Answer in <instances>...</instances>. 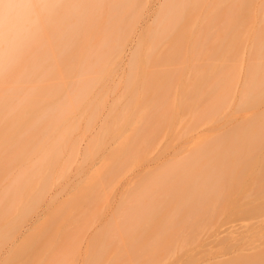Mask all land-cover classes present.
<instances>
[{
    "label": "bare ground",
    "instance_id": "6f19581e",
    "mask_svg": "<svg viewBox=\"0 0 264 264\" xmlns=\"http://www.w3.org/2000/svg\"><path fill=\"white\" fill-rule=\"evenodd\" d=\"M157 1L155 0L157 5L155 4L154 1H153L154 3H152L153 5H151L152 7L155 6L153 9L154 11H151V13L155 12L156 14L151 15L152 16L150 17L151 20L149 19L146 20V22H144V25L141 28L142 29L141 33H144L143 35L144 39L142 37L140 38V35H142L140 34L138 42L135 44H132L129 50H125L124 48L126 46L125 44L126 42L123 43V39L121 38V36L125 33L126 30H129L127 29L128 28L127 21L132 20L134 16L133 14H135V11H136L135 10L136 4H138L139 0H0V224H1L0 225L1 226L0 227V237L1 236L5 237L4 235H6V233H9L12 231L11 229H10L11 231L10 230L8 231L9 229L8 228L7 229L8 232L4 233V231L6 230L5 227L7 228V225L5 223H8L9 225L8 227H11L10 225L11 223L9 222L12 220V219L10 220V215H15V212L13 210L18 209L19 206L24 203V201L25 202L26 200L28 201L26 196H28L29 193H31L32 191L34 192L36 188L40 187L42 185V184L41 185L39 184L40 181L44 180L43 177L45 178V176H42V180H40L41 177L37 179L34 178L36 175L40 174L38 173L39 170L38 171L33 170V169H37L36 166L32 168L28 167L27 165H25L26 164L25 162L29 160L28 158H26L27 156L28 157L31 155L33 157L35 156L33 154L31 155L25 154L24 151H20V150L21 149L25 150L28 146L27 149L29 150V153L35 152L34 154L39 156V161L42 159V160H47V161L54 160L53 163L56 162L55 159H58V154H59L57 150L60 151V149L65 144L60 146L61 148L57 147V145L59 146V144L61 145L64 142L65 143L67 142L68 144V141L71 139L73 135V131H74L73 127L76 126L75 124H77L78 119H79L77 114L80 115L82 114V112L84 111L87 112L88 110V114L90 112L92 113V115L90 114V117H91L90 119L93 120V118L97 115V110L98 112L100 111L99 110V108H101L99 107L100 102H97L98 99L95 102L93 97L98 95L97 93L100 90L105 92L103 88L105 85L102 87L103 85L102 81L104 82L105 78L108 77L107 75H110L111 72H113L112 70H114L117 59L122 61V56H123L122 54H125L128 52V55H127L128 61H130V63L133 61L131 63L132 67L129 70L131 72H128V76H126V79L128 81H125L124 79V81L126 82V85L124 83L125 85L124 90L125 92H127L126 98H125L126 100H123L121 97L120 98L122 100H120L118 99L119 97H116L119 101L118 102L117 99L114 98V100L115 99L116 100L113 103L115 105V102L117 101L118 103L116 102L117 103L116 106L118 108L113 107L114 111L111 110L113 117L111 116L112 122L111 121L110 122L112 125L110 123H107V124L105 123L108 129L109 128L112 129L110 132L111 134L110 137H112L113 134L117 135L116 137L118 138L123 137L121 138V140L118 139L120 140V142L119 141L117 142L116 141L117 139L116 140L114 139L116 146H118V147L116 146L114 147L118 149L121 147V146L119 147V145H123V148L127 146L124 149H121L122 147L118 149V151L121 150L123 152L124 150L126 151V153L125 152L122 153L121 151L118 152L115 149L116 152L120 153V155L117 154V156H119L118 160H122V157H123L121 156L122 154L124 155L123 160L124 159H126V161L128 160V163L130 161L131 163L129 164H131V166L133 167V165H136L137 164L136 162L139 163L140 160H141L140 163L142 164L144 162H147L149 159L148 157H150L149 154L152 151L156 150L154 152H157V153L158 151L159 152L164 151L163 145L158 146L159 145L158 141L162 138L161 137L162 128L164 126L163 127L154 126L155 124L153 121L151 122V120L154 119L155 121V119L158 118L157 119V121H159L158 123L162 124L163 122L162 121V108H163L165 97L163 93L160 94V92L165 91V89L166 91L170 89L167 87V85L172 84L170 83V77L171 75H173L171 74V72H169L170 74L168 73L169 70L167 71V68H169L170 65L172 64L175 65L177 61L179 63L181 62L182 60L181 58H183V56L181 57L180 55L183 54L182 52L187 50V45L185 42L189 43V41L192 39H193L192 41L195 42L194 39L196 38V34L197 36L198 34L200 35L202 28L199 31V28L196 27L195 23L193 22L194 27H192V30L196 28L198 30L196 29L197 31H195V33L190 32L188 30V32L190 33L186 34L184 33L185 30L187 31L186 29L187 25H186L184 27L185 30L181 32V35L182 33H184V36L187 35L186 38H188L189 40L185 41L184 38L182 37L179 38L180 36L178 33L179 21H182V19L186 16L185 14H187L186 11H188V9L192 7L191 5L193 4L192 2L193 0L192 1L191 0H181V5L175 2H172V3L170 2L171 5H169L164 10L165 14L161 13L162 11L160 12V9H159V6H161L163 1L161 2V4L160 3L158 4ZM152 7H149V8H152ZM136 8L139 9V7H136ZM156 10L158 11V13L156 12ZM261 10L263 12L264 7L263 9L261 8ZM149 14L150 13H148V15ZM139 15H140V11H139ZM137 16H138V12H137L136 17ZM157 16L160 18H158ZM154 18H156L158 26L155 24V26H157L156 29L154 28L155 30L152 29L151 31L148 29L149 27L148 25H150L149 24L150 21H152ZM134 19L136 18H133V21H135ZM188 27H191V26H188ZM257 28H258V32L257 30L255 32L257 36H255L256 35L255 33L254 35L251 34L252 35L251 39H250L251 35L248 37L247 33L246 34L242 33L244 34L243 35L244 37L246 35L248 37V38L246 37L243 38L244 42L247 43L249 42L248 39H250V41L254 43L253 45L251 44L247 47L243 46L244 48H242L241 52L239 51L238 53H236L234 46L231 47L228 45L226 46L224 45L220 48V50L222 49L220 53L222 52L223 55L225 54V56L228 59H232L231 60L232 62L229 61V65H227L228 67L226 66L227 68L225 67V65H224V68L222 67V69H226V72L222 74V77H220V74H218L219 68L217 67L218 69H217L216 75L217 74L219 75V78H220L219 81H224V80L226 81V82L224 81L226 83V87H225L226 91L224 95L221 94L218 96L215 94L216 96L215 95H212V96L210 95L211 97L208 96V98L211 99L210 100L211 102L210 103L207 102V103L211 104V107L208 104L210 108H207L208 110L207 109L204 110L203 113L202 111L200 113H198L199 111L197 112V109H196L197 105L195 106L196 108H193L191 106L193 110L195 109L197 112L195 114L191 110V112L193 113V115L191 114L192 118H194L193 116L195 114V116H197L195 117L197 120L199 119V120L205 121V122L199 121V124H196L194 122L196 119H194L193 122L194 124H196L194 126L193 124L189 125L188 121H187L188 123L186 122V120L184 121V124H185L183 126L184 129L186 127L187 130L189 129L188 130L189 133L192 132L190 135H193V136L191 137L188 133L187 134L189 135L190 138L193 139V145L191 147H188L186 143L182 144L183 151L180 152V155L178 153L179 157L178 155L175 154L173 157H176V158H172V159L169 158L170 159L169 161H167V159L166 161L163 160L164 162L160 160L161 162L158 163L156 166L152 168L148 167L144 172L146 174L145 178H142L144 181L139 177L140 181H138L137 179L135 180V182L137 181L139 185H137V183L134 182L135 183V184L133 183L134 187L133 186L131 187L133 189L130 188L131 191L129 189L125 190L126 192L128 191V193H126L127 194L126 198L128 196V199H127L128 201L126 200L125 196H123V202L121 203H123V205L124 204L127 205L128 203L131 206H133V204H137V207L133 206L135 210L136 208L140 209L141 207V209L137 211L139 214L141 213L143 217H145V218H142L145 221H143L141 218L140 220L138 219V223L139 221H142V222L140 223L141 225L139 224L137 226H142V225L144 227L146 226V230L143 227L141 228L139 227L140 230L143 229L141 231L142 235L137 234L139 233L138 232L139 229L137 230V232H133L135 236H133V234L131 235V237H129L130 236L129 234L126 235V233H129L131 231L132 226L135 224V222L134 224H132V226L130 224L132 220L134 221L133 218H135L132 215H130L132 214L131 212L130 214L126 216V218L122 217L124 220L120 219L123 222L118 221V223L120 224L119 226L117 225L118 223L116 224L117 228L121 229V227H123L124 224L126 223L125 220L127 219V217L129 216L133 217V218L131 217L128 218L130 220V223L128 224L129 225L128 227L130 228V230L126 227L127 226L126 224L125 227L128 232L125 231L124 229L125 231L124 237L125 236H128L129 238L133 237L131 240L132 244H130L131 245L130 247L138 251L141 254L140 255L141 257L138 258L139 256L138 257L134 255L132 256L130 253L129 254L130 256L128 257L130 264H155V262L153 261L154 258L158 254L162 256L163 243H164L163 246H165L166 244L173 242L172 240L173 238L169 239L171 238V236H169L168 239L171 240L172 242H168L169 240H166L168 235H172L168 233L172 231H176V230L178 232H181V230L183 231L184 229L183 227L177 228L179 223L186 225L183 222V219L186 220L185 221L186 223L189 220L187 224H190V222L192 221L191 219L192 215H194L193 217H195L197 214L198 215L200 214L201 216L203 214H204L203 216H206V215L208 216L207 212L209 213L211 209L209 210V208H206V207L212 208V211H213V208L216 206L215 208L218 209V206H219L218 204L222 202H224L225 204V205L223 204L224 209L227 206L229 209L230 207L234 208L235 203L234 205H232L234 201H231L232 204L231 203L228 204L225 202V199L228 195L229 198L230 196L232 197L231 200H234L233 198H235L236 200L235 202L239 201L238 200L239 196H237V199H236V197L232 195L234 194L237 195L238 190H240V188L243 187L244 182L245 184H247L246 182L248 180L245 179L247 180L245 181L244 179H242L244 181H239L241 183L243 182V184L241 185L240 188L238 187L239 189L237 188L236 190L237 192L233 190L230 191V190L233 189L234 187L235 188L237 187V186H234L236 182L232 181V179L233 180L237 179V182H238L239 178L237 176L242 175L240 176V179L243 176L245 178V174L243 172L246 171L248 173L250 170L251 172H249V174L254 175L258 171L255 176L257 178L253 179L254 176L250 175V177L252 178L253 181H255V183H257L256 180L258 179L257 185L252 182V180L249 178V175L246 174V176H248V178L250 179L249 182L256 185V187H258V184L259 185L264 184V180L261 179L262 177L264 178V158H263L264 155L261 157V154H262L261 151H260L261 152L260 155L256 153L258 152L256 150H261V148H262V151H264L263 150L264 149V116H254V114L260 111L264 112V12H263V15L261 14L260 18L258 19ZM198 31L200 33H197ZM128 33L129 32H127V34ZM189 34H191L192 36ZM194 34H195V38H192ZM229 34H232V32L230 31ZM200 37L202 38L204 36H199V38ZM201 38L197 39L198 41L197 40L196 41L201 42ZM166 43L168 44L170 43V44L169 45L167 44L166 46L164 45ZM181 45L182 47H180ZM184 45L186 46L184 47L185 48L184 51L180 53L179 52L177 53L175 51V50L178 51L179 47L181 51L182 49H184L183 48ZM173 48H176V49L174 50ZM171 49H173L174 51ZM137 51L139 52L137 53ZM184 53H185L184 57L185 56L188 57V55H189V58L191 57L190 54L186 55L189 52L185 51ZM195 54H198V53H195ZM186 57L184 58V61L187 60ZM183 63L184 62L182 60V64ZM113 65L114 67L112 68L111 66ZM220 68H221V65H220ZM175 72L174 74H176ZM198 73L199 72H197L195 75L197 79H198L197 76H199L197 75ZM179 74H180L179 77L182 76L185 78V74L184 75L181 73ZM176 77L178 78V76H175V77L173 76L172 79ZM184 78H181V79H184ZM200 78H202V76ZM160 79H162L163 82L160 81ZM179 79L177 81V84H179L178 82H180L181 80ZM173 81H176V79ZM202 81H204V79ZM183 82L187 85L186 82L188 81H185L184 79ZM183 82L181 80L180 83L182 84H179V86L182 85L181 89L184 90L185 92L189 91L190 90L189 86L191 85V83L188 82L189 90H187V86L185 87V84ZM162 83L164 84L167 83V84L164 85ZM193 83L194 82H192V84ZM195 84L196 83H194L193 85ZM164 86L165 88L164 90H162L163 89L162 87ZM179 86L177 85V88ZM196 86H197L196 87L197 89L196 88L195 89L198 90V85ZM212 86H214V84H212ZM108 87L107 89H109ZM213 88H211L213 89L211 91H216L217 86L216 87L214 86ZM97 90L98 92L96 93V95L91 97L92 93L94 94V92L92 91H97ZM170 91H173L172 93L174 94L175 89L172 88V90L170 89ZM181 91L179 92V94L182 93ZM106 92L103 93L102 97L104 96V94H106ZM167 93L168 92H166V94ZM175 93L176 94L174 95H178L176 91ZM171 95L170 97H173ZM189 95H193V94H189ZM189 95L184 98H188L191 101H192V98L193 99L196 98L193 100L196 102L197 100H199L198 92L197 94H195L197 96L194 95L195 97L190 96L189 98ZM177 97L175 96V98H173L172 100L170 99L171 101L168 104L169 105L171 104V105L167 107L166 110L164 109L163 110L166 113H168V110L170 111L169 112L170 116L169 114L167 115L166 113H164L166 114L164 115V117L166 116H168V118L171 117L172 120H174L173 123L175 122L178 124V120H175V118L177 117L175 115H178L177 111H179L180 108L178 107V110H177L176 105L178 106H182V104L184 105L183 102L185 101V99L184 98L182 99V104H177L180 96L176 101ZM104 100H102V102ZM120 101H122L121 105L123 106L120 105ZM123 101H126V102H123ZM162 101H163V104H162ZM124 103H126L127 106H125ZM199 104L201 105V103ZM120 106H121V109L117 110L120 108ZM123 107L126 108V110L128 109L127 110L129 112V113L127 112L129 114L128 117L124 116L125 111L122 110ZM183 108L184 107H182V109ZM239 110L246 112V113L252 112L253 115L244 116L241 118L242 120L240 121L235 116V113ZM66 111L69 113L72 112L70 113V116H69V113H67ZM118 111H121V113H123L122 117L120 115H119L120 117L117 115ZM61 112L62 114L67 113L68 115L64 114L67 116H63L61 114L62 115L61 116L60 114H58ZM179 112H181V110ZM56 113L60 116H58ZM178 116L180 117V115ZM187 116H188V120H190L191 117L189 116V113ZM68 118H70L69 120L70 122L68 121ZM168 118L167 119L165 118V121L168 120L169 122ZM179 119H181V117ZM185 119H187V117ZM181 120H179V123L181 122ZM221 121L223 122L221 123L222 125H217ZM113 122L115 124L117 123V125L113 124ZM185 122L187 123V125ZM164 123L165 122H163V124ZM206 123H209L210 127H208L205 131H199L200 127L198 126L204 125ZM120 125H123L125 127L124 130H126L129 133L125 134L124 132L126 131H123L122 130L123 126H120ZM165 125H166L165 126L166 129L163 131V133L164 132L165 133L162 136L167 137L168 135L173 133L171 130L173 125L169 124V126L171 127V129L168 128L169 130H167L166 123ZM112 126L114 127L118 126L119 131L117 129L116 130L120 134H118L115 131V128ZM107 127L102 126L103 129H106ZM180 127L183 130V127L182 126ZM221 128L225 130L223 132H220ZM41 129H43L44 132H46L44 133L46 134L45 135L46 137L44 136L43 133H40L42 132L40 131ZM232 129H234V131H232ZM169 131H171L172 133ZM54 132L57 134L54 135L53 134ZM105 132L106 131L103 130V132L100 133L102 136L101 138H103V139H100L101 141L104 140V137L107 133L109 134V131H107L106 134ZM114 132H116L117 134ZM122 132L124 133V135L121 136ZM181 132L182 131H180V133ZM103 133H104V136H103ZM176 133L178 137L179 132L175 131L174 134L172 135L173 136L175 135L176 137ZM108 134L107 136H109ZM56 136L58 137L56 138ZM116 137L113 136L112 138H116ZM130 137H132L131 138L132 140L129 139ZM172 137H168V138L170 139ZM158 138L159 140H157ZM176 138L175 140L178 139ZM127 139H129L130 141H128ZM180 139L182 138L180 137ZM175 140L173 139L172 142H174ZM130 142H132V144ZM170 142H171V139H170ZM177 142H180V145H181V142H184V141L178 140ZM54 143H56L55 144L56 146H54L55 148L52 147ZM67 144L65 146H68ZM20 145L24 147L26 146V148L24 149V147H21ZM18 146H20V148H18ZM48 146H50V148ZM256 146L259 148L261 147V148L260 149L256 148ZM13 147H17L20 152L19 151L17 152L16 151L17 148H13ZM29 147L34 150H36L35 147H39L37 148L38 152L36 151L32 152V150L29 149ZM45 147L47 150L45 149ZM12 148L16 152V153H12L13 156L11 154L12 151L10 150ZM42 148H44L45 150ZM51 148H53L52 150L53 153H49V150ZM56 148H59V149L56 150ZM253 148L254 149L256 148V149L254 150ZM160 149L162 150L160 151ZM28 150L27 151L25 150L26 153H28ZM39 151L40 152L42 151L41 153L44 152L43 157H41V159H40L41 155H39L41 153H39ZM17 153H19V155ZM161 154L164 155L163 153H160V155ZM15 155H17L20 158L22 157L21 158L22 160H23V156L25 155L24 157L27 160L24 158V161H25L24 165L28 167L29 169L31 168V170H27L28 168L26 169V167L23 168V164H22L23 162L21 161H20L21 163L20 165H22L21 166L22 169L19 165H16L18 163H16L15 161H18V160H15V158H13L15 157ZM161 156L158 155L157 159H160ZM7 158L11 159V163L9 162L10 160H7ZM12 158L14 159L13 161L15 163L13 165H12V162H13ZM36 158L38 157L36 156ZM16 159H19V158H16ZM6 160L9 163H6L7 162ZM118 160L117 159L114 160L115 161L113 163L114 172H116L115 170L118 169L117 168L118 166L119 168L120 166H122L121 168H123L122 170L121 168L118 169L120 170V172L121 171L125 172L132 168V167L130 168L126 162V164L128 165V168H130L126 170L127 165H125V167L121 165V163H123L124 161L122 160L123 162L122 161L120 162ZM252 160L254 162L258 161L257 162L258 164H260V161H261L260 167H262V169L255 168V166L253 167L254 162ZM29 161L30 162L27 164L30 166V163L32 162V160H29ZM248 161H252V163ZM41 162L37 163L36 165H40ZM43 163L44 162H42V164ZM115 164H118V165L116 166ZM249 164H251L252 167L251 166L249 167ZM46 165L47 164H45V166ZM245 165L247 166L245 167ZM232 166L234 167L232 168ZM40 167L43 168L44 164ZM49 167H50V164H49ZM51 168H55V167L51 166ZM44 173H47L46 170ZM233 174H235V176ZM261 174H262V177L260 178L259 175ZM182 175H183V178H185V180L183 179L181 181L180 178H178L177 176H181L182 178ZM229 175L232 176L233 178L230 177L229 179V177H227ZM137 176L134 175V178ZM33 178L36 181L38 179L40 180V181L39 180L37 181L39 182L38 183L39 186L36 187L34 190L32 187L35 181L31 180ZM49 179L50 178L48 177V182H49ZM28 182L30 183L33 182L32 183L33 185L30 183L29 185ZM46 182H47V179H46ZM48 182L46 183L47 185L43 184L42 186L47 188L49 185ZM239 182L236 184H241ZM251 183H248L249 186L253 185ZM42 186H41V189H43ZM246 186H244L243 189L246 188ZM251 186L250 188H247L246 190L241 189L245 192V194L247 193L246 195L247 197H246L242 195V193L244 192L241 191L242 192L241 196H243V197L240 196L241 199L242 198L245 199L244 197H246V201H247L248 199L251 198V197L248 198L250 195L252 196V199H251L252 201L255 199L252 195L253 186L252 187ZM166 187H169L171 190L167 189ZM140 188L142 192H140ZM258 188H256L257 192L255 191L254 192L258 196H259V193H260V196L264 195L262 194L263 192H261L264 190L260 189L259 191ZM248 189L250 191L252 190L251 193H249ZM132 190L136 191L137 193L139 192L138 193L139 195L140 193H142L144 197L140 196V198L141 199L145 198V199L141 200L139 197L135 199V197L137 196V193H135ZM170 191H172L173 193ZM34 194L31 196L32 197L31 205L34 204L33 203L34 201L39 200V199L37 200L33 199V197L36 195ZM38 194L39 193H37V195ZM124 198L126 202L124 201ZM130 198L132 199V202L133 200H135L133 204H130L132 203L130 201ZM50 199L53 200L54 198L50 197L49 200ZM139 199L141 200V202H139L140 201ZM241 199L236 204H239L240 202H242L243 200L241 201ZM246 201L245 202L243 201L242 203L248 204V202H251V201H248V202ZM29 202H31V200ZM142 202L144 203L143 205L145 208L143 207ZM48 205L49 204L47 203L45 205V210L39 215H37L33 221H32L33 218L31 219V223L27 226V228L23 229V231L22 229H20L21 231L18 233L19 235L18 236L15 235L17 236V238L19 237L20 241L23 240L25 236L34 227H36L37 224H40L44 219H46V215L48 214L46 207ZM229 205H232V206H229ZM120 206H122V204ZM142 207L144 208V210L142 209ZM190 209H191V212H188L190 211ZM164 210L166 211L169 210V211L167 212V214H163ZM199 210L201 213L199 212ZM183 211L184 212L186 211V212L184 213ZM195 211H197V213ZM127 213L129 212H126L125 214ZM184 214L186 215L184 216ZM187 214L190 215V217L188 215L190 219H188ZM181 216H184V217L180 218ZM178 219L179 220L182 219V222L179 221ZM4 220L7 222H5ZM174 220H176L178 224H175L176 221ZM194 221H195V218L193 219L191 224H193ZM171 222H173L174 225L171 224ZM226 222L228 223L229 221H226ZM3 223L6 225L5 227ZM121 223H123L122 226H121ZM149 224H150V227H149ZM154 224L155 226L157 225L156 230H155L156 227L154 228L153 226ZM167 224L170 226L168 227ZM181 224L180 226H182ZM228 224H230V222ZM151 225L154 229L151 227ZM163 225L164 226L166 225V228L168 227L169 229L168 228L166 229ZM217 226L215 229H218ZM228 226L229 227L225 228L223 231H221V229H219L218 231L215 230L216 233H219L220 231H221L220 232L221 234L226 233V235L220 234V235H217L216 237L220 240H223L221 238L224 237L225 241L227 242L229 241L228 244L230 243V247L231 246L241 247L243 245V247L249 246L247 248H251V249L250 251L248 249L247 253H244L246 252V250L243 251L240 249V247H238L235 250H232L231 251L232 253L229 251V253L227 252L226 254V251L228 249L225 251V254L218 252L219 253L218 256L216 255L217 253L214 254L217 257L216 256L214 257V255H212L213 256L212 260L214 259L213 263L215 262L214 264H264V224L261 223V225L260 224L259 225L257 224L255 226L252 225V226L245 227L244 229H242L243 227H241V225H238V223L237 224L235 223L234 226L232 225L231 226L228 225ZM158 227H159V230H158ZM256 227H259V228H256ZM1 228H3L4 230L3 231L4 235L2 233ZM179 228L180 229L182 228V229L179 231ZM149 229L152 231H150ZM169 230H172V231H169ZM184 231L181 232V235L184 233L183 236L187 233V232L185 233ZM145 233L147 234V236H144L146 235ZM172 233H174L173 234L174 236L178 235L177 232L176 234L175 232H172ZM120 234L121 232H119V235ZM137 235L140 236V238H138ZM165 235H166V238H164ZM187 235L191 236L188 233L184 236V238L187 237ZM9 237H12V236H9ZM120 237L122 240H124V242L125 240H127L125 238L123 239L122 234L120 235ZM144 237L146 238V240L144 241L146 246L145 245L139 246L141 241L145 239ZM162 237L164 238L163 241L161 239ZM216 237L214 236L215 238L213 240L214 243L220 242V240L219 241L216 240L217 239ZM8 238L6 240H8ZM129 238H128V243H131ZM121 239H117V241L118 240L120 241ZM122 240L121 242H123ZM165 241H167V243H165ZM178 241H180V239H178ZM121 242L118 245L119 246L121 245L122 248H127L126 247L127 243L122 245ZM13 244H11V246H9V248L7 249H10V251H12L11 249L13 250L16 249L15 248L16 244L15 243ZM172 244H174V242ZM226 245L224 244V246ZM171 246L174 248L173 245L169 244L168 247L171 248L170 252H169L170 249H167L166 252L164 250L166 255L174 251L175 248L173 249ZM221 246H222V243H221ZM224 246L223 248L220 247L218 250L219 251H221L222 249L225 250ZM121 247H118V248L122 250L123 252L125 249L123 250ZM231 249H234V248L231 247ZM129 250L130 252H132L131 249ZM96 252L98 253V255L96 256L95 254L94 260L95 259L97 261L99 260L98 262L95 260L96 261L95 263H99L100 259L103 257L104 254H101V251H100V254H101L100 256H102L100 257L99 250ZM127 252L129 253V251ZM94 260H93V263H94Z\"/></svg>",
    "mask_w": 264,
    "mask_h": 264
},
{
    "label": "rangeland",
    "instance_id": "374dc122",
    "mask_svg": "<svg viewBox=\"0 0 264 264\" xmlns=\"http://www.w3.org/2000/svg\"><path fill=\"white\" fill-rule=\"evenodd\" d=\"M153 1L155 2V0H139L138 4H136V7H139V9L135 7V10L136 11H135V14H133L134 15L133 18H136V19H134L135 21H133V18H132L131 21L130 20L127 21V26H128L127 29H129V30H126L125 33L123 32L125 35L124 34L123 35L121 34L122 35L121 38L123 39V43L126 42L125 43L126 46L124 48L125 50H129V48L132 46V44H135V43L138 42V39H139V35L140 34H142V35H140V38L141 37L142 38L144 37L143 36L144 33H141V30H142L141 28L144 25V22H146V20H148V19L151 20L150 19V17H152L151 15H155L156 14L155 12L154 13L153 12L151 13V11H154L153 9L155 7V6L154 7L151 6V5H153L152 3H154ZM159 1L160 0L157 1L158 4L159 3L161 4V2L163 1V3L161 4V6H159V5L158 6H159V9H160V12L162 11L161 13H164V14H165V11L164 10L169 5H171L170 2L171 3L172 2H175V3H178V4L181 5V0H161L160 2ZM192 2H193V4L191 5L192 7H190V9H188V11H186V13H187V14H185L186 16L182 19V21H179V24H178V28H179L178 33L180 35L179 38L182 37V38H184L185 41H188L189 39L186 38L187 35L184 36V33H186V34L187 33H190V32H194L195 33V31H197L198 29L196 28L197 30L196 29H193L192 30V27H194L193 26L194 23H195L196 27L199 28V31H200L201 28H202L201 29L202 31H201V33L199 31L197 32V33H200V35L198 34V36H197V34H196V38H195V34L193 35L192 38H195L194 39L195 42L192 41L193 39L190 40L189 43L185 42L186 45H187V50H185V48H184V47H186L185 45L183 46L184 49L181 48L182 49L181 51H180V47H182V45L179 48L177 46V48L179 49L178 51L175 50L176 48H173L177 53L178 52L180 53V52H182V51L185 50L186 52H189L186 55L190 54L191 57L189 58V55H188V57L185 56L187 58V60L184 61V58H185L184 57V55H185L184 52L185 51H184V52H182L183 54L180 55L181 57L183 56V58H181V59L183 60L184 63L182 64V60L180 59L181 60V62H180L181 64L177 61V63H175V65H173V64L170 65V67H169L170 69L167 68V71L169 70L168 73L171 72V74H173L170 77V83L174 84V85L169 84V85H167V87L170 88L171 90H172V88L175 89V91L180 96V98L181 97L182 98L180 99L178 95H174V94H176L175 91H174V94H173L172 93L173 91H170V89H168L167 87H166L168 89L167 91L165 89V91L160 92V94L163 93V95L165 97L164 104H163V101H162V104H163V108H162V121L167 124V130H169L168 128L171 129V127L169 126V124L170 125H173L172 126V129H171L173 133L171 131H169V132H171L172 134H174L175 131L176 132H179V134H178L179 136L178 137H177V133H176V137L178 139L175 137V135L173 136L172 134L168 135L167 137L166 136H162L165 133V132L163 133V131L166 129L165 128V126H166L165 123L163 124V122H162V124H163L162 125L161 123H158L159 122V121H157L158 118L155 119V121L152 118L153 120H151V122L152 121L154 122V124H155L154 126H160V127L161 126L162 127L164 126L162 128V135H161L162 138L159 136L161 139L160 140H159V138L157 139V140H159L158 141L159 142V145L158 146L163 145L164 151H161L163 148L160 149L161 152L158 151V153L157 152H154L156 150H154L152 152L150 151L151 153L149 154L150 157H148L149 158L148 161L145 160L147 162H144L142 164V163H140L141 162V160H140V162H139L140 164L138 162H136L137 164L136 165H133V167L131 166V164H129V163H131L130 161L128 163V160L127 161H126V159L123 160L124 155H122V154H121V156H123L122 157V160L125 162V164H124V162L122 160H118V157L119 156H117V154L120 155V153H118V152L121 151V150L118 151V149H120L121 147H122L121 149H124L127 146H125L123 148V145H119V147L120 146L121 147L118 148V149L116 148L118 146H116L115 140L117 139L116 141L117 142L118 141L120 142L121 138H123V137L118 138V137H116L117 135H114L113 133H112L113 134L112 137L114 136L116 138L110 137L111 136L110 132H111L112 129L109 128L110 129L109 130L108 127L105 125V123L106 124L107 123H110L111 124V122H112L111 121L112 120L111 118L113 117L111 110L114 111V108L117 107L116 104L119 102L118 99H120V100H122V99L123 100H126L125 98H126V93L127 92H125L124 86L126 85V82L125 81H128L126 79V76H128V72H131L129 70L132 67L131 66L132 65L131 63L133 61L131 63H130V61H128V57H127L128 52L125 53V54H122L123 55L122 56V61L119 60V59H117V62L115 63L116 64L115 67H114V65L111 66L112 68L114 67V70H112L114 73L111 72L112 75L111 74H110L111 76L110 75H107L108 77L105 78L104 82L102 81V84H103L102 87L105 85L103 87L104 90H105V92L108 90L106 92V94H104V96L106 98L104 96L102 97L103 93H105V92H103L101 90L99 92H98V90L97 91H92V92H94V94L92 93L91 97L92 96H95L96 93L98 92L97 93L98 95H96L93 98H94L95 102H96L97 99L100 100V101L97 100V102H100L99 104L101 105V106L99 105V107H101V108H99L100 111L98 112V110H97V115L94 118L92 117L93 120L90 119L91 118L90 117V114L92 115V113L89 111L90 113L88 114V110H87V112H85V111L82 112V114H80V115L77 114L78 117H79V119H78L77 124H75L76 126H74L75 128L73 127V129H74L73 135H72L71 139L68 141V144H67V142L66 143L64 142L61 145L59 144V146L57 145V147H59V148H61L60 146H62L64 144L65 145L67 144L68 146H65L64 145L60 149L61 153H60L59 150H57L59 148H56L57 152H59L58 159H55L56 162L53 163L54 160H52V161H49L48 160L49 162L47 160H42L41 157H43V153H44V152L41 153L42 151L41 152L39 151V153H41V154H39V155H41L40 156V159L41 160L39 161V156L38 155H35L34 154L35 152L34 153H31V152L29 153V150L27 149L28 146L26 148V146L24 147L22 145H20V146L21 147H24V149L26 148L25 150L26 151L28 150V153H26V151L23 150V149H21L20 151H24L25 154H29V155L33 154L35 156V157H33L31 155V156L28 157L26 155L27 156L26 158H28L29 160H32L33 163L31 162L30 163V166H29L27 163H29L30 161L29 160L26 161V162L24 161V158H25L24 156L25 155L24 156L22 155L23 156V160L21 159L22 157L20 158L17 155H15V157H13V158H15V160H18L19 161V162L18 161H15V162L18 163L16 165H19L20 167L22 166V165H20L21 164L20 161L23 162L22 163L23 164V168L26 167L25 165H27L28 167H31V168L36 166L37 169H33V170H36V171L39 170L38 173H40V174L39 175H36L37 177L35 176L34 178L37 179V178H40L41 177L40 180H42V176H45V178L43 177L44 180H42V181H40L38 179L40 181V183L37 182L38 180L36 181L34 178L31 179L32 181H35L34 182V185L32 184L33 182L32 183H30L31 181L28 182V184L30 183V184L33 185V187H32L33 190L36 187H38L39 184L40 185L41 184L42 185L43 184H46L48 182V177L50 179H49V182H48L49 185H48L47 188L46 187H43L41 185L43 189H41V186H40V187H38V188L35 189L36 192L35 191L34 192L32 191L31 193H29L28 196H26L27 199H28V201L26 200V202H28V203H26L24 201V203L21 204L18 209H15V210L12 209L15 212V215H10V220L12 219L9 222V223H11L10 224L11 227H8L9 226L8 223H5L7 225V228H6L5 227L6 225L3 223L6 230L4 231L3 228H1L2 229V233H3V231H4V233L5 232H8L10 229L12 231L10 230L11 232L6 233V235H4V233H3V235L5 237H3V236L0 237V264H121V263L122 264H130V261L128 260V257L130 256L129 255L130 253H131L132 256L133 255L136 256V257L139 256L138 258L141 257L140 256L141 254L138 251H136L134 248L130 247L131 246L130 244H132V241L131 240H132L133 237L132 238H129V237H131V235L133 234V232H137L138 229H139V231H138L139 233H137V234H139V235L141 234L142 235L141 231L143 229L140 230V228L143 227L146 230V226L144 227L143 225L142 226H137V225H139L142 222V221H139V223H138V219L140 220V218L142 219V218H145V217H143V215L141 213L140 214L138 213V211L141 209V207H140V209L139 208H136V210L134 209V207H137V204H133V202L135 200H133V202H132V199L130 198V201L132 203L129 202L130 204H133L134 207L131 206V205H129L128 203H127V205L126 204L123 205V203H121V202H123V196H125V198H126V195H127L126 193H128V191L126 192L125 190L126 189H129L130 190V188L135 183H137V185H139L137 181L135 182V180L137 179L138 181H140L139 177L141 179L142 178H145L146 174L144 172H145V170L148 167L152 168V167L156 166L158 163H160L163 160L166 161V159H167V161H169L170 160L169 158H171V159L172 158H176V157H173L175 154L178 155V153H179V155H180V152L183 151L182 150V144L186 143V145L188 147H191L193 145V139L190 138L191 136H193V135H190L192 132L189 133V131H188L189 129L187 130L186 127H185L186 130L184 129V127H183L185 125L184 124V121L185 120H186V122L188 121L189 123L188 122L187 123L189 125L193 124V126L196 125V124H199V121L205 122V121H202V120H199V119L197 120L195 118V117H197V116H195V114L198 111H199L198 113H200L201 111L203 113L204 110H206L207 108H210L211 107V104H209L211 102L210 101L211 99L208 98V96H210V95L212 96V95H215V94L218 95V96L221 95V94L224 95L225 94V91H226L225 90V87H226V83L225 82L226 81L225 80H224L225 82L224 81H219L220 78H219V75L218 74H220V77H222V74H224L226 72V69H222V67L224 68V65H225V67L227 65H229V61L232 62L231 61L232 59H228L225 56V54L223 55L222 52L220 53V51L222 50V49L220 50V48L222 46H224V45L225 46L228 45V46H231V47L234 46L235 47V52L238 53L239 51L241 52L242 48L247 47V46H249L251 44L253 45L254 42H251L250 39L252 38V35H254V33L256 32V30L258 32L257 22H258V19L261 16V14L263 15V12H264V10H263V12L261 10V8L263 9V7H264V0H228V1H226V0H193ZM155 4L157 5L156 2H155ZM149 7H152V8H149ZM150 9H152V10H150ZM159 9H158V11H159ZM139 11H140V15H139ZM158 11L156 10L157 13H158ZM137 12H138V16L136 17ZM148 13H150V14L148 15ZM161 15H163V14H161ZM161 15H160V17H161ZM160 17H158V18H160ZM154 19L152 21H150V23H149L150 25H148L149 26L148 29L151 30V31L154 28L156 29V27L158 26L156 18H154ZM128 22H129L130 25L128 24ZM155 24L157 26H155ZM185 26H186L187 31L184 28ZM188 26H191V27H188ZM232 28H234V29H232ZM184 30H185V32L182 33V35H181V32L184 31ZM188 30L190 32H188ZM230 31L232 32V34H229ZM127 32H129V33L127 34ZM242 33H245V34L247 33L248 37L252 34L250 36V39H248L249 42H247V43L244 42L243 38H245V37L248 38V37H247V35L244 37L243 36L244 34H242ZM241 34H242L243 37L241 36ZM189 35H191V34H189ZM226 35H228V36H226ZM199 36H204V37H202L203 40L200 37L201 38V42H197L198 41L197 39H200ZM255 36H257V34ZM122 39H121V41H122ZM233 43H234V45H233ZM167 44L168 43H166L164 45L167 46ZM173 49H171V50H173ZM138 52L139 51H137V53ZM161 53H162V51H161ZM195 53H198V54H195ZM220 56H222V57H220ZM213 62H214V64H213ZM217 64H218V66H217ZM220 65H221V68H220ZM171 68H172V70H171ZM217 69L219 70L218 71L219 73L217 74L218 77L216 75ZM174 72L176 74H174ZM195 72L196 73L197 72L200 73V74L199 73L197 74V75H199V76H197L198 79L195 76L196 75ZM179 73H181L183 75L185 74V78L182 77V76H180V77L181 78H184L185 81H188L189 83H191V85L189 86L190 87L189 88L190 90L188 89L189 83L186 82L187 83V85H186L183 82L184 79H181L179 77V75H180ZM129 75H130V73H129ZM173 76L174 77L175 76H178V78L176 77V78H173L172 79ZM201 76H202V78H200ZM179 78L185 84V87L187 86V90H189V91L186 90L187 92H185L184 90L181 89V86L182 85L179 86V84H182V83H180L181 80ZM124 79H125V81H124ZM171 79H172V81H171ZM175 79H176V81H173ZM178 79L180 80V82H178L179 84H177ZM203 79H204V81H202ZM105 81H106V83H105ZM160 81H162V79H160ZM200 81H202V82H200ZM192 82H194L196 84L193 85L194 83L192 84ZM124 83H125V85H124ZM162 84H164V83H162ZM166 84L167 83H165L164 85H166ZM212 84H214L215 87L217 86L216 91H211V90L214 89L213 88L214 86H212ZM108 85H109V87H108ZM177 85L179 86L178 88H177ZM196 85H198V90H196L197 89L196 88L197 87ZM107 87L110 90L107 89ZM162 88H163L162 90H164L165 86L162 87ZM176 88H177L178 91L176 90ZM211 88H213V89H211ZM180 91L182 92L181 93L182 95L179 94ZM195 91L198 92V97H199V98L197 97L199 99V100H197V102L196 101H193L196 98H194V99L192 98V101L189 100L188 98H184V97H187L189 94H193V95H189V98H190V96L191 97L192 96L193 97L197 96V95H195V94H197V92H195ZM166 92H168V93L166 94ZM171 93H172V95H171ZM90 94H91V92H90ZM185 94H186V96H185ZM170 95L173 96V97H170ZM175 96L176 97L178 96L176 98V101L179 98L178 103L176 102L177 104H182V99L183 98L185 99V101L183 100L184 101L183 102L184 105L183 104H182V106L176 105L177 106V110H178V107L181 110V112H179L180 110L177 111L178 115H180L181 119L183 118L181 120V119H179L180 117L178 115H175V116H177L176 117L177 119L175 117L174 118H175V120H178V124L175 123V122L173 123L174 120H172L171 117H169V118H168V116L164 117V115H166V114L168 115L169 112H170L168 110V113H166V112H164V110H166V108L171 105V104L169 105L168 103H170V101L173 98H175ZM116 97H119V98L117 99ZM114 98H116L117 101H118V102L116 101L117 103L115 102V105H114L113 102L116 99L114 100ZM206 98H208V99H206ZM202 99H204V100H202ZM102 100H104V101L102 102ZM123 102H126V101H123ZM204 102H205V104H204ZM207 102H209V103H207ZM121 103H122V101H120V105H121ZM185 103H186V105H185ZM188 103H189V105H188ZM199 103H201V105ZM124 104H125V106H127L126 103H124ZM208 104L210 105V107H209ZM121 106H123V105H121ZM121 106L117 110H120L121 109ZM191 106L193 108H196L197 107L196 108L197 109V112H196L195 109L193 110V108ZM124 107L122 109L123 111H125L124 112V116L125 117H128V115H129L128 114L129 112L127 111L128 109L126 110V108H124ZM182 107H184V108L186 107L185 108L186 110L184 108L182 109ZM117 110H115V111H117ZM187 110L190 111V112H188ZM191 110H192L193 113H195L194 116H193L194 118H192L193 113L191 112ZM184 112H186V113L188 112L189 113V116L191 117L192 120L191 119L188 120V116H187L188 113L186 114ZM67 113H69V112H67ZM67 113H64V114H67ZM70 113H72V112H70ZM70 113H69V116H70ZM118 113H117L118 116L119 115L121 117L123 116L122 115L123 113H121V111H118ZM125 113H127V114H125ZM164 113H166V114H164ZM58 114L61 115L62 112L61 113H58ZM64 114H62V115L63 116H67L68 115V114L67 115H64ZM60 115H58V116H60ZM247 115L250 116V115H253V113L252 112H247L246 113V112H243V111H240V110L235 113V116L240 121L242 120L241 119L242 117L247 116ZM169 116H170V114H169ZM254 116H264V112H261L260 111V112H258L256 114H254ZM186 117H187V119H185ZM70 118H68V121L70 120ZM165 118L166 119L168 118L169 119V122H168V120L165 121ZM194 119H196V120L194 121ZM179 120H181L180 123H179ZM193 121L196 124H194ZM171 123H173V124H171ZM187 123H186V125H187ZM217 123H219V122H217ZM221 123H223V122L221 121L217 125H222ZM113 124H115V123L113 122ZM181 124H183V125H181ZM115 125H117V123ZM209 125H210L209 123H206L204 125L198 126V127H200L199 128V131H205L208 127H210ZM102 126L107 127L106 128L107 130L106 129H103ZM118 126H115V127L112 126V127L115 128V131L116 132L119 129ZM120 126H123V125H120ZM178 126L179 127L182 126L183 127V130H182L181 127H180L181 128L180 129ZM215 126H216V124H215ZM124 128L125 127L123 126L122 127V130L123 131H126V130H124ZM223 128H225V127H223ZM120 129H121V127H120ZM226 129H227V127H226ZM103 130L106 131V132L109 131V134L107 133L109 136H107V134L105 132V134H106L105 137H104V140L105 141L104 140L103 141L100 140V139H103V138H101L102 136L100 134V133L103 132ZM179 130L182 131V132L180 133ZM224 130L225 129H222L221 128L220 129V132H223ZM40 131H42V132H40ZM40 131H39L40 133H43V134L46 133V132H44L43 129H41ZM232 131H234V129H232ZM116 132H114V133H116ZM117 133L120 134L119 132H117ZM124 133L127 134L129 132L126 131ZM124 133L122 132L121 136L124 135ZM187 133L190 135V137H189V135ZM53 134L55 135L57 133L54 132ZM45 135L46 134H44V136ZM103 136H104V133H103ZM106 136H107V138H106ZM57 137L58 136H56V138ZM168 137H172V138H170L171 139V142H170V139ZM174 137L177 140H175ZM180 137L182 139H180ZM131 138L132 137H130L129 139H131ZM118 139H120V140H118ZM129 139H127V140L130 141ZM173 139L175 140L174 142H172ZM178 140L179 141L182 140L184 142H181V145H180V142H177ZM167 142H169V143H167ZM37 143H39V142H37ZM130 143L132 144V142H130ZM171 143H173V144H171ZM55 144L56 143H54V145L53 146L51 145V146L54 147V146H56ZM20 146H18V148H20ZM114 146H116V147H114ZM39 147H35L36 150L31 149L30 147H29V149H31L32 152L33 151L38 152L37 151V148H39ZM46 147H45V149H46ZM48 147L50 148V146H48ZM13 148H17V147H13ZM13 148L10 149L12 151V152L10 151L11 154L12 153H16L13 150ZM18 148H17V150L15 149L17 152L19 151ZM256 148H259V147L256 146ZM42 149H44V148H42ZM115 149L118 152H116ZM50 150H51V152H50ZM50 150H49V153H53V151H52L53 148H51ZM54 151H55V149H54ZM256 151H258V152H256L258 155H260V153L262 152L261 157L264 155V151H262V148H261V150H256ZM24 152H22V153H24ZM124 152L126 153V151L123 150L122 153H124ZM22 153H20V154H22ZM160 153H163L164 154V155L161 154L163 156V158L160 155ZM17 154L19 155V153H17ZM156 154H157V156L158 155L161 156V158L160 159H157L158 157L156 156ZM179 155H178V157H179ZM12 156H13V154H12ZM36 156L38 158H36ZM125 157H127V156H125ZM164 157H165V159H164ZM13 158H12V161L14 160ZM16 158H19V159H16ZM115 158L118 161H120V162L122 161L123 163H121V165H123L124 167H125V165L128 164L129 167L130 168L132 167V168L131 169L128 168V165H127L126 166V170L127 169H130V170H128V171H125L124 170L125 172H122V171L120 172V170H118V169H120L122 166H120V168L118 166L117 167L118 169L115 170L116 172H114L113 171V163L115 162L114 160H116ZM263 158H264V156H263ZM50 159H52V158H50ZM7 160H10L9 162L11 163V159H8L7 158ZM41 161L44 162L43 163L44 164V167L43 168L40 167V166L43 165ZM252 161H248V162H251L252 163ZM4 162H5V160H4ZM9 162L7 161L6 163H9ZM24 162L26 163L25 165H24ZM40 162H41L40 165H36L37 163H40ZM126 162H127V164H126ZM257 162L256 161L254 162L253 167L255 166V168H261L262 169V167H260L261 161H260V164H258ZM13 164H15L14 161L12 162V165ZM45 164H47V165L45 166ZM49 164H50V167H49ZM115 165L117 166L118 164H115ZM51 166L52 167L54 166L55 168H51ZM246 166L247 165H245V167ZM250 166H251V164H249V167ZM28 167H26V169ZM233 167L234 166H232V168ZM31 168L30 169L28 168L27 170H31ZM21 169H22V167H21ZM122 169L123 168H121V170ZM234 169H232V170H234ZM45 170H46L47 173H44ZM42 171H44V172H42ZM249 172H251V171L249 170ZM249 172L248 173L246 171L243 172L245 174V178L243 176V177H241V179H240V176H242V175H239V176H237L238 174L236 175L240 179V180L238 179V182L239 181H244L245 179L248 180V181L245 180V181H247L246 182L247 184H245V182H244L245 185L243 184V182L242 183L239 182L241 184H236V183H238L237 182V179L236 180L235 179L233 180L232 179L233 178L232 176H230V175L227 176V177H229V179H230V177H232L231 178L232 181H235L236 182L234 186H237L236 188L234 187L230 191H232V190L233 191H236L237 188L238 187L240 188L242 184H243V187L246 186V185L249 186L248 183H251V182H249V180L250 179L252 180V178L250 177V175H253V174H249ZM257 172L253 175L254 177L252 176L253 179L254 178H257V177H255L256 174H257ZM235 174H236V172H235ZM235 174H233V175L235 176ZM246 174L249 175V178L250 179L248 178V176H246ZM134 175L135 176L138 175L137 176L138 178L137 177L134 178ZM140 175L141 176L143 175V176L141 177ZM259 176L261 178L262 177V174L259 175ZM177 177L180 178L181 181L183 179L185 180V178H183V175H182V178H181V176H177ZM237 177H235V178H237ZM46 179H47V182H46ZM146 179H147V177H146ZM242 179H244V180H242ZM261 179L264 180L263 177ZM257 180H256V182L258 183ZM252 182L255 183V181H253V180H252ZM253 183H251V184H253ZM257 183H255V184L257 185ZM256 185H254V186L256 187ZM263 185L264 184H260V185L258 184V187L259 186L260 187L259 188L256 187V188H258L259 191H260V189L261 190H264V188H263L264 186ZM247 186L244 189H243V187H241L240 190H238V194L236 193L237 192L236 191L235 193L237 195H235L233 193L234 195H232V196H235L236 199H237V196H239L238 197V200L240 201V199H241L240 198L241 193L244 192L243 190H246L247 188H250L251 185L249 187H247ZM254 186L252 188V190H253L252 195L255 198L254 199L255 201L254 200L253 201L251 200L252 199V196L251 195L250 196L248 195L249 196L248 198H250V197L251 198L250 199L247 198L248 200L246 201V197H247L246 195H247V193L246 194H245V192L242 193V195H244L246 197H244L245 199L242 198L241 201L242 200L244 202L245 201L246 202L251 201V202H248V204L247 203L246 204L242 203L243 201L240 202L239 204H236L239 201L235 202L236 201L235 198H233L234 200H231L232 197L230 196V198H229V196L227 195L228 198L226 197L225 202L228 203V204H230V203L232 204L231 201H234L233 204H232V205H234V203H235V207L233 206L234 208H231L230 207V209H229L228 206H227L224 209L223 208L224 202H222V203H219L218 204L219 205L218 206V209L215 208L216 206L214 207L215 209L213 208V211L214 212L212 211V208L206 207V208H209V210L211 209L209 213L207 212V214H208L209 217L207 215L206 216H203L204 214L202 216L200 214L199 215L197 214L195 217H193L194 215H192V217H191L192 221L195 218V221L196 222L194 221L193 224H191L192 223V221H191L190 222L191 225L190 224H187L189 222L188 219H190L189 218L190 217V215H189L190 213L187 214V217L189 215L188 219L185 217L188 220L187 223L185 222L186 220L183 219V222L186 225L181 224V223L178 224L177 221L174 220V221H176V223L175 222L174 223L175 224H178L177 228L178 227H183L184 228L183 231L185 230L184 232L185 233L187 232L186 234L189 233V235H191V236H188L187 235V237L184 238V236L186 234L184 236H183L184 233L181 235V232H183L181 230L182 228L181 229L179 228V231L181 230V232H178L175 228L174 229L176 231L169 230V231L175 232V234L177 232V234H178V235H175L174 236L173 235L174 233L169 232L168 234H172L174 237L172 235H168V237L166 239V240H169V239H172L173 238L172 240H173L174 244H172L173 242L171 240H169L168 242H172V243H169V244L173 245L175 249L171 246L174 249V251L171 252L170 254H167L166 255L165 254L166 250L167 249H170L169 250V252H170L171 251V248L168 247L169 244H166L167 245V246L165 245L166 247L163 246L164 243L162 242L163 243V245H162V248H163V250H162V256L160 254H158L154 258L153 261L155 262V264H208V263L212 264L213 261H214V259L212 260V258H213L212 255H214V254L217 253L216 255L218 256V254H219L218 252H221L222 254L223 253L225 254V251L228 249L226 251V254H227V252L229 253V251L231 252L232 250H235L238 247H240V246H231L232 248H234V249H231L230 243L228 244L229 241L228 242L225 241L224 240V237L223 238L220 237L221 239H223V240H220L216 236L217 235H220L221 234L220 233L221 231H223L225 228L229 227L228 225L234 226L235 223L236 224L238 223V225H241V227H243L242 229H244L245 227H248V226H252V225H254V226L257 225V224L258 225L259 224L261 225V223L264 224V202H263L264 201V197H263L264 195H262V194H264V191H261V192H263L261 194L262 196H260V193H259V196H260L259 197L255 193V192H257V189ZM166 188L167 189H170L169 187H166ZM131 189H133V188H131ZM241 189H243V190H241ZM254 189H256V190H254ZM40 190L41 191L44 190V191L41 192ZM132 191H134V190H132ZM248 191H249V193H251V191L249 189H248ZM134 192L137 193L136 191H134ZM140 192H142L141 191V188H140ZM170 192H172V191H170ZM32 193L33 194L35 193L36 195H37V193H39V194L41 193V194L40 195L38 194L39 196L38 195L36 196L34 194L35 196L33 197V199L34 200L35 199L36 200L39 199V200H37V201H34L33 200L34 201L33 202L34 204L31 205V203H32V197L31 196L33 195ZM138 193H137V196L135 197V199H137V197L140 198V196L144 197V195H142V193H140V195ZM50 197L51 198H54V199L53 200H51V199L49 200ZM241 197H243V196H241ZM125 198H124V201L126 202V200L128 199V196H127L126 200H125ZM142 199H145V198H142ZM228 199L230 200V202H229ZM30 200H31V202H29ZM141 200L139 202H141ZM256 200H257V202H256ZM139 202H138V204H139ZM47 203L49 205L46 207L47 208V212H48V214L46 215V219H44L40 224H37L36 227H34L25 236V238L20 241L19 237L17 238V236L19 235L18 233L21 231L20 229H22V231H23V229L27 228V226L31 223V219L33 218L32 219V221H33L37 215H39L40 213H42L45 210V205ZM119 204L120 205L122 204V206H120ZM143 204L144 203L142 202V205ZM220 205H221V207H220ZM232 205H229V206H232ZM253 205L254 206L256 205V206L254 207ZM143 207H144V205H143ZM143 207H142V209L144 210L145 207L144 208ZM211 207H213V206H211ZM125 209L126 210L128 209L129 211L128 210L126 211ZM124 210H125V212H124ZM169 210H167V211L164 210L165 212L163 211V214H167V212ZM11 211H9V212H11ZM126 212H129V213L125 214ZM130 212L132 214H130ZM188 212H191V209ZM195 212L197 213V211H195ZM199 212H200V210H199ZM11 214H13V213H11ZM128 214H130L133 217H135V218H133V217L129 216V217L133 218L134 221L132 220L131 223H130V220L128 219L129 217H127V219L125 220L126 223L124 224V226L121 227V229L119 228L121 230L120 231L117 228V225L118 226L120 225L118 223V221H122L120 219H123L122 217L126 218V216ZM185 215L186 214H184V216ZM184 216H181L180 218H182ZM119 217H121V218H119ZM222 220H223V222H222ZM143 221H145V220H143ZM179 221L182 222V219H180ZM226 221H229L230 224H228L229 222L227 223ZM5 222H7V221H5ZM134 222H135V224H134ZM129 223L131 224V226H132V224H134V225L132 226L131 231L129 233H126V235L129 234L130 236L129 237L128 236H125L124 237L125 231H127L126 230V227L130 230V228L128 227L129 226L128 225ZM136 223H138V224H136ZM126 224H127V226H126ZM144 224H145V222H144ZM150 224H152V223H150ZM150 224H149V227H150ZM171 224H173V222H171ZM180 224L182 226H180ZM122 225H123V223H121V226ZM217 225L220 226V227H218ZM153 226H154V228L156 227L155 228V230H156L157 229V225L155 226V224H154ZM169 226L170 225H168V227ZM216 226H217L218 229H215ZM151 227H152V225H151ZM164 227L166 228V225ZM175 227H176V225H175ZM256 228H259V227H256ZM7 229H8V231H7ZM124 229H125V231H124ZM162 229H163V227H162ZM219 229H221V231L219 233H216L215 230L218 231ZM158 230H159V227H158ZM150 231H152V230H150ZM162 231H164V230H162ZM119 232H121V234L123 235V239L124 238L127 239V240H125V242H124V240L121 239L122 236L120 237L121 234L119 235ZM153 232H154V230H153ZM222 234L223 235H226V233H222ZM15 235H17V236H15ZM179 235H181L183 237H181ZM9 236H12V237H9ZM133 236H135V235L133 234ZM144 236H147V234L144 235ZM169 236H171V238H169ZM214 236L217 238L216 240L217 241L220 240V242H215L214 243V241H213L215 239ZM127 237L129 238V240L131 241V243H128V238ZM137 237L140 238V236H138V235H137ZM7 238H8V240H6ZM164 238H166V235H165ZM164 238L163 237L161 238L162 241H163ZM211 238H213V239H211ZM117 239H121L124 243L121 242V240L120 241L118 240L119 241L118 242ZM141 239H143V238H141ZM178 239H180V241H178ZM145 240H146V238L143 241H141V243L139 242L140 243L139 246H144L145 245V243H144ZM12 241H13V243H15L17 245V246L15 245V248L16 249H14V250L11 249L13 252L10 251V249H7V248H9V246H11V244H13ZM206 241H207V243H206ZM120 242H121L122 245H124V244L127 243L126 244L127 246L126 245L125 246L128 249L127 248H122L121 245L119 246L118 244ZM165 243H167V241H165ZM204 243H206L207 245L204 244ZM221 243H222V246H221ZM226 243H227V245H226ZM128 244H129V246H128ZM224 244L226 246H224ZM223 246H224L225 250L222 249L223 251L222 250L219 251L218 249L220 247L223 248ZM118 247H121L123 250L124 249L125 250L122 252V250H120ZM247 247H249V246H244L243 247V245H242L240 247V249L243 250V251L246 250V252H244V253H247L248 252V249H249V251L251 249V248H247ZM129 249H131L132 252H130ZM98 250H99V256L101 254H104V255H103V257L100 256V257H102L101 258L102 260L100 259V262L99 263H95L97 260L96 259H95L96 261L94 260V256H95V254H96V256L98 255V253L96 252ZM164 250H165V252H164ZM241 250H240V252H241ZM100 251H101V254H100ZM127 251H129V253ZM133 251H135V252H133ZM216 255H214V257ZM209 258H211V259H209ZM93 260H94V263H93ZM208 260H210L212 262H210ZM215 260H216V258H215Z\"/></svg>",
    "mask_w": 264,
    "mask_h": 264
}]
</instances>
